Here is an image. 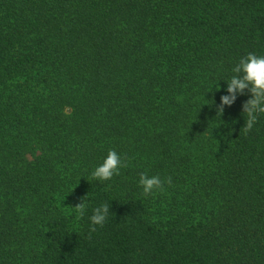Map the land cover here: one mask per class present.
Masks as SVG:
<instances>
[{
	"label": "trees",
	"instance_id": "obj_1",
	"mask_svg": "<svg viewBox=\"0 0 264 264\" xmlns=\"http://www.w3.org/2000/svg\"><path fill=\"white\" fill-rule=\"evenodd\" d=\"M249 53L264 0H0V264H264V114H216Z\"/></svg>",
	"mask_w": 264,
	"mask_h": 264
},
{
	"label": "clouds",
	"instance_id": "obj_2",
	"mask_svg": "<svg viewBox=\"0 0 264 264\" xmlns=\"http://www.w3.org/2000/svg\"><path fill=\"white\" fill-rule=\"evenodd\" d=\"M231 71L233 75L230 80L226 81L227 95L220 97V104L216 107V114L219 117L222 116L225 106H232L237 96L244 95L245 90H247L251 94V98L242 105V113L246 116L244 131L247 133L253 129L258 116L264 114V55L257 56L254 53H249L241 58ZM216 89L219 91V85L218 87L216 86ZM212 103L214 101H211ZM123 167H127V164L122 161L121 156L115 150H110L102 164L94 169L91 176L94 181H110L114 176L120 175V169ZM165 184L171 186V177L162 180L159 176L149 177L146 173L140 174L139 185L145 198L164 192ZM72 208L75 209L77 218L82 219L86 210V196L82 197L81 202ZM109 212L108 204L95 208L89 218L92 225L90 231H95L96 226L103 227Z\"/></svg>",
	"mask_w": 264,
	"mask_h": 264
}]
</instances>
